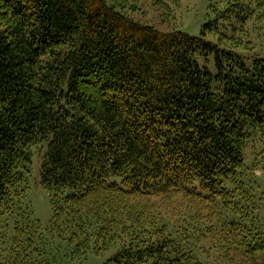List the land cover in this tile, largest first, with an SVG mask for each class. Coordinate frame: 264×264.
Wrapping results in <instances>:
<instances>
[{"label":"trees","instance_id":"16d2710c","mask_svg":"<svg viewBox=\"0 0 264 264\" xmlns=\"http://www.w3.org/2000/svg\"><path fill=\"white\" fill-rule=\"evenodd\" d=\"M256 11L264 0H230L220 17L240 31ZM34 156L45 226L27 201ZM257 172L264 55L107 0H0V264H75L114 245L102 264H206L205 234L264 264Z\"/></svg>","mask_w":264,"mask_h":264},{"label":"rangeland","instance_id":"374dc122","mask_svg":"<svg viewBox=\"0 0 264 264\" xmlns=\"http://www.w3.org/2000/svg\"><path fill=\"white\" fill-rule=\"evenodd\" d=\"M107 1L113 3L116 9L132 20L151 25L160 31L180 29L194 36L202 34L205 39L212 42H222L241 54L264 55V13L258 16V11L254 12L253 16L240 27V31H237L238 26H229L232 25L230 19L220 17L230 0ZM215 18H220L218 21L219 29L214 30L210 27L206 29L204 24ZM39 160L37 156H34L32 160V171L28 178L27 201L33 210L34 217L39 220L41 225L45 226L50 220L51 208L49 192L39 183ZM259 174L260 172H257V180L261 186H259L258 192L262 199L260 220L264 226V176ZM148 202L155 206L156 211L164 214H184L187 212V208H183L180 197L165 200L161 197H151ZM203 237L205 238L200 246L203 247L207 256L206 264H256L250 263L240 254L234 252L231 247L223 245L220 237L206 238V234ZM117 249L118 247L114 245L97 255L89 253L85 259L76 261L75 264H102Z\"/></svg>","mask_w":264,"mask_h":264}]
</instances>
